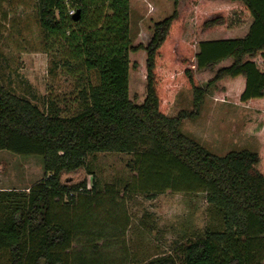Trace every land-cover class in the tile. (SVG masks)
<instances>
[{
	"label": "trees",
	"instance_id": "obj_1",
	"mask_svg": "<svg viewBox=\"0 0 264 264\" xmlns=\"http://www.w3.org/2000/svg\"><path fill=\"white\" fill-rule=\"evenodd\" d=\"M130 1L38 0L49 48L68 46L63 65L83 68L89 79L73 116L52 100L44 110L0 81V150L42 156L45 170L26 193L0 190V255L7 264H72L78 229L60 212L87 183L66 184L62 174L85 167L90 154L119 152L134 154L147 190L206 192L224 227L182 245L183 264H264V145L218 155L180 128L210 89L248 105V122L253 108L264 110V0H173V12L135 42ZM193 6L194 44L180 39ZM199 74L208 76L205 86ZM178 85L193 89L194 110L171 117L167 88ZM147 264L178 261L168 255Z\"/></svg>",
	"mask_w": 264,
	"mask_h": 264
},
{
	"label": "rangeland",
	"instance_id": "obj_2",
	"mask_svg": "<svg viewBox=\"0 0 264 264\" xmlns=\"http://www.w3.org/2000/svg\"><path fill=\"white\" fill-rule=\"evenodd\" d=\"M130 4V38L134 42L146 41L155 22L174 9L173 0H131ZM197 11L193 6L188 12L182 41L194 44L199 39ZM56 43L49 48L48 35L39 21L38 0H0V81L44 110L52 100L63 116H73L80 111V91L87 87L89 76L83 68L63 65L69 48L64 45L63 50ZM197 77L205 86L208 76ZM167 89L173 94L168 116L194 110L192 88L178 85ZM229 90L238 96L239 88L230 85ZM253 109L248 122V105L217 96L210 89L199 114L186 118L180 128L218 155L242 149L258 151L264 145V110ZM133 160L134 154L99 152L88 156L85 167L62 174L66 184L87 183L86 191L75 193L69 209L60 212L78 229L70 250L72 264H147L168 255L183 264L182 245L203 236L207 229H223L200 186L147 190L143 185L146 176L134 170ZM44 178L42 156L0 150V190L25 192ZM0 264H7L5 255H0Z\"/></svg>",
	"mask_w": 264,
	"mask_h": 264
},
{
	"label": "built area",
	"instance_id": "obj_3",
	"mask_svg": "<svg viewBox=\"0 0 264 264\" xmlns=\"http://www.w3.org/2000/svg\"><path fill=\"white\" fill-rule=\"evenodd\" d=\"M69 13H70V15H73L75 13V10L71 9ZM72 195H73V193H72Z\"/></svg>",
	"mask_w": 264,
	"mask_h": 264
},
{
	"label": "crops",
	"instance_id": "obj_4",
	"mask_svg": "<svg viewBox=\"0 0 264 264\" xmlns=\"http://www.w3.org/2000/svg\"><path fill=\"white\" fill-rule=\"evenodd\" d=\"M171 13H172V12H171ZM171 13H170V14H171ZM170 14H169V15H170Z\"/></svg>",
	"mask_w": 264,
	"mask_h": 264
},
{
	"label": "water",
	"instance_id": "obj_5",
	"mask_svg": "<svg viewBox=\"0 0 264 264\" xmlns=\"http://www.w3.org/2000/svg\"><path fill=\"white\" fill-rule=\"evenodd\" d=\"M79 17V16H78Z\"/></svg>",
	"mask_w": 264,
	"mask_h": 264
}]
</instances>
